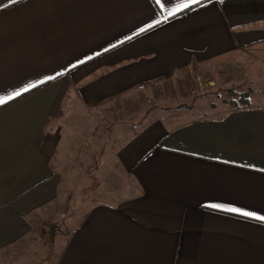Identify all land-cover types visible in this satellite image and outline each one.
I'll use <instances>...</instances> for the list:
<instances>
[{"label":"crops","instance_id":"0c3cea01","mask_svg":"<svg viewBox=\"0 0 264 264\" xmlns=\"http://www.w3.org/2000/svg\"><path fill=\"white\" fill-rule=\"evenodd\" d=\"M186 2L0 0V98L29 89L0 105V264H264V107H152L185 72L264 55V0ZM104 122L124 194L89 205L57 156Z\"/></svg>","mask_w":264,"mask_h":264},{"label":"rangeland","instance_id":"374dc122","mask_svg":"<svg viewBox=\"0 0 264 264\" xmlns=\"http://www.w3.org/2000/svg\"><path fill=\"white\" fill-rule=\"evenodd\" d=\"M250 52L247 51L244 57L233 62L207 66L202 70L191 71L183 79L169 81L164 89L156 91V101L153 100L152 107L157 102L173 110L192 108L202 115L223 114L246 107H264V55H250ZM231 90H252L249 104L244 106L238 101L239 97L233 98ZM110 125L103 123L104 134H77V137L72 134L71 148L67 149L66 154L57 156L60 160L57 169L62 174L65 193L81 194L82 200H87L89 205L96 198L115 202L124 194L116 170L115 150L118 143L108 131ZM75 201L76 196L72 198L71 206L75 205ZM48 221L53 222L41 226L43 230L40 228L41 248L47 244L48 233L45 232L49 230L48 227H62L57 223L59 218Z\"/></svg>","mask_w":264,"mask_h":264},{"label":"snow or ice","instance_id":"6c2138e0","mask_svg":"<svg viewBox=\"0 0 264 264\" xmlns=\"http://www.w3.org/2000/svg\"><path fill=\"white\" fill-rule=\"evenodd\" d=\"M169 2V0H157V3L166 5ZM199 3V0H187L186 3H181L179 7L176 9V11H180L182 9H187L191 4ZM151 27V25L149 26ZM31 87H35V85H32ZM29 89L24 88L22 91L15 92L12 96H8L7 98H0V105L5 104L7 101L14 99L15 97H18L22 94V92H27ZM214 207H219L218 205H214ZM228 211L232 212H240L242 215L245 216H252L253 214L250 212H241L239 209L231 208L228 209ZM257 219L264 221V216L256 217Z\"/></svg>","mask_w":264,"mask_h":264},{"label":"trees","instance_id":"16d2710c","mask_svg":"<svg viewBox=\"0 0 264 264\" xmlns=\"http://www.w3.org/2000/svg\"><path fill=\"white\" fill-rule=\"evenodd\" d=\"M188 75H189V73L185 72V76H188ZM251 94H252V90H248L247 92H236L234 90L230 91V95L233 98H235L236 96L239 97L238 101H240L244 106L249 104ZM52 228L54 229V226Z\"/></svg>","mask_w":264,"mask_h":264}]
</instances>
